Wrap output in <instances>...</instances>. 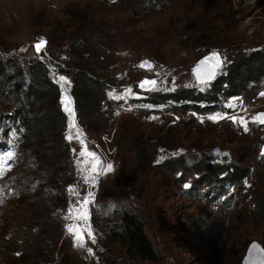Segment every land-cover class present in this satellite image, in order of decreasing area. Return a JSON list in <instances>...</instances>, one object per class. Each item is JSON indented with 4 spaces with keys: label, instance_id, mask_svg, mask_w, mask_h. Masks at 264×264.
Wrapping results in <instances>:
<instances>
[{
    "label": "rangeland",
    "instance_id": "obj_1",
    "mask_svg": "<svg viewBox=\"0 0 264 264\" xmlns=\"http://www.w3.org/2000/svg\"><path fill=\"white\" fill-rule=\"evenodd\" d=\"M61 9L69 13L64 15ZM80 13L85 18L82 26L92 20L107 23L108 36L117 40L116 52L111 55L106 49L110 46L102 43L99 53L126 66L114 63L117 68L111 76L117 70L122 81L105 87L99 105L93 102L79 109L85 103L80 100L79 105L74 103L79 115L69 113L70 120L76 119L69 131L74 156L69 169L79 180L78 184H68L63 193V184L55 181L59 176L52 177L49 171L54 148L51 140L44 138L42 143L48 158L42 155V144L29 138L19 147V137L9 131L8 114L18 104L16 95L22 96L13 86L14 64L22 65L27 82L30 58L42 56L43 51L49 55L58 47L62 50L55 59L62 65L69 51L64 45L56 46L59 43L55 38H61L68 19ZM195 27L201 34L196 40L191 39ZM208 36L215 46L202 42ZM41 37L47 42L39 51L42 53H37L34 43ZM68 42L63 39L60 44ZM240 42L248 43L245 48L264 46V0H0V264H10L13 255L19 253L17 248H10L11 234L21 231L25 236V230L45 214L43 208L50 209L51 216L56 214L50 230H60V234L54 233V245L50 231L43 238V230L34 229V249L39 256H35V263L30 260L28 264H104L109 258L122 264H241L251 242L264 245V124L259 125L252 116L264 112V89L249 98L238 93L244 103L237 113L224 105L203 114L175 106L174 112L160 117L156 112L143 114L135 106L152 93L144 88H119L125 81L131 83L139 76L154 74L159 79V92L182 87L212 90L210 81L194 80L191 67L216 50L223 57L221 71L231 56L228 51ZM223 45L227 47L224 50ZM49 74L76 100L68 76L57 70ZM61 76L67 83L59 79ZM11 88H16V93ZM220 90L215 102L230 97ZM50 102L45 101L38 114H50ZM231 118L235 124L229 122ZM187 119L193 123L181 122ZM195 119L201 123L193 125ZM81 127L87 139L80 133L77 136ZM66 131L63 138L68 140ZM148 134L157 150L150 160H144L137 152ZM181 147L188 157L187 166L193 164V158L199 160L195 155L201 153L223 162L230 155L238 167H248L247 175L226 189L224 199L210 193L216 183L195 182L198 173L176 181L175 173L156 166L176 151L181 152ZM89 152L96 154L95 159L87 155ZM96 159L103 160L98 170L93 169ZM30 174L32 178L22 192L14 193L9 184L16 185L19 177ZM226 187L222 186L223 192ZM39 194L43 197L38 199ZM128 207L143 219L144 230L157 251L155 260L131 256L115 233L121 231L116 212ZM85 214L87 219L83 218ZM17 240L24 244L21 238Z\"/></svg>",
    "mask_w": 264,
    "mask_h": 264
},
{
    "label": "trees",
    "instance_id": "obj_2",
    "mask_svg": "<svg viewBox=\"0 0 264 264\" xmlns=\"http://www.w3.org/2000/svg\"><path fill=\"white\" fill-rule=\"evenodd\" d=\"M154 1L158 2V0ZM120 2H122V0H120ZM161 4H163V2H161ZM60 11H62L64 15L69 13H67L65 9H61ZM84 19L81 13L75 14L74 17L69 18L68 22H66V27L63 31L65 32L64 35H62L61 38L60 36L55 38L58 40L57 43H59V45L57 44L56 46L61 47L64 45V49L69 51L68 54H64L65 59L62 65H60V60L55 59L62 50L58 47L53 49V52H49L50 56L42 50V56L30 58L27 65L30 76L27 82L24 81V68L22 65L14 64L15 68L13 75L16 81L13 86L16 85V88L22 92V96L16 95L19 97L18 104L14 105L8 114L11 115L8 120L9 127L14 129V135L19 137V147H22V142L26 138H29L32 143L36 144H42L44 138H49L51 140L50 142L54 148L52 157L50 158L52 166L49 168V171L52 177L59 176L55 181L56 183L59 181L60 185L63 184V193L68 184H78L79 179L74 176L72 169H69V165H72V157L74 156L72 153L71 141L63 138V131L64 129L66 131L67 127L66 114H64V111L60 108L59 103V94L62 88L59 86L58 82H54L53 79L50 78L49 66L57 67L55 70H57L59 74L68 76L71 89L76 98V100H74L75 105H77V103L79 105L80 100L85 101L84 104L79 105V109L91 106L89 103L92 104L93 102L99 105L105 87L112 86V83L119 84L121 83L120 81H122L118 80L121 73H117V70L114 72V76H111V71L117 68L114 66V63L116 65H122V67L126 66V64L120 60L114 62L111 56H105L99 53V48L103 45L102 43L110 46L106 47V49L110 51L111 55H114L113 52H116V50H114V45L117 40L108 36L106 30L107 23L101 21L94 23V20H92L90 23L82 26L80 22H84ZM192 30L195 31V34H192L193 36L191 39L196 40L200 38L201 34L198 33L199 29L195 27V29ZM208 37L209 39H207ZM208 37L202 42L206 45H212L213 39L210 36ZM45 39L47 42V38ZM63 39L69 40L70 43L60 44ZM245 45H248V43L240 42L230 48L231 50L228 52L231 53V56L225 68H222L218 75L210 82L213 86L212 90L199 92L193 88L182 87L172 91L155 93L156 99L162 100V102H165V98L167 97L175 98L176 102L180 99L195 100L193 103H183L181 106H177V108L183 111L193 109L197 112H205L217 107L215 104L209 102L217 98L216 92L219 87L221 89L219 92H222V94L226 96L244 93L247 98L250 96L252 97L255 92L264 88V46L252 45L245 48ZM213 46L215 45L213 44ZM223 46H221L222 50L226 47ZM42 51L39 53H42ZM96 70H99L101 75H98ZM1 76H3V65L0 62V77ZM5 77H8V75ZM16 88H11L10 91L16 93ZM148 99L155 98L149 97ZM47 100H50V103L53 104L50 114L41 112L38 114L39 108L43 103L45 104ZM198 101H205L206 104L200 105ZM79 109L77 110L78 115L80 113ZM139 110H141V108H139ZM158 111L160 110L157 109V112ZM98 112L100 111L98 110ZM141 113L147 114L148 112L143 109ZM181 122L183 124H192L193 120L187 119L181 120ZM229 122L234 123L232 119H230ZM196 123L200 124L201 122L195 119L193 125ZM177 124H179V122L175 125ZM141 138L142 137H139V140ZM141 143L140 146L138 142L140 148L137 152L138 155L144 160H150L153 151L155 153L157 150V148L154 149L155 142H153V137L148 134ZM41 148L42 155L46 158L47 148L44 144H42ZM41 148L37 150L40 151ZM185 153V149L182 148L181 152L176 151L174 155H171L172 157L165 158V160H162L156 167L162 171L175 173L176 181L180 179V181H182L189 174L195 175L198 173L199 175H195V182L214 185L216 183L214 191L220 193L223 192L222 185L226 178H229L234 183H238L247 175L246 171L248 167H238L237 164H234L231 160L232 157L230 155L226 156L227 158L225 162H223L221 160L212 159L210 155L201 153L195 155L196 159L200 156L199 160L193 158V164L187 166L185 161L188 157ZM23 168L26 169V165L23 166ZM31 178L32 174H30V176H25L23 179L19 177L15 185L17 191L20 190V192H22L25 186H27L28 179L30 181ZM50 190L51 189H48L45 192L48 193ZM203 194H205V192H202L201 195ZM41 197H43L42 194L37 195L38 199ZM262 202V206L264 207V200ZM43 211L45 214L43 213V215L38 218L39 221L25 230V236H23L24 234L21 231H19L21 234H19L18 231L14 235L11 234L9 241L11 244L10 248H17L19 253L13 255L14 260H12L10 264H28L30 260L34 263L35 260H38V258L35 257L39 256V251L34 249L36 247L33 238L34 229L43 230V238H45V235L48 234L47 232L50 231L49 237L53 240L54 245L57 243L54 233L60 234V230L56 231L54 228L50 230L51 222L53 218H56V214L51 216V214H49L50 209L43 208L42 212ZM116 213L118 214V225L121 231L115 233L118 234L122 242L126 245L127 252L133 257L138 256L142 259L147 258L155 260L157 258V251L144 230L143 219L137 210H134L133 207H128V209H123L122 211L117 210ZM108 230H110V228ZM17 238H21L24 244L21 245ZM43 251H45V249ZM54 264L65 263L56 261ZM104 264L122 263L117 259L109 258Z\"/></svg>",
    "mask_w": 264,
    "mask_h": 264
},
{
    "label": "water",
    "instance_id": "obj_3",
    "mask_svg": "<svg viewBox=\"0 0 264 264\" xmlns=\"http://www.w3.org/2000/svg\"><path fill=\"white\" fill-rule=\"evenodd\" d=\"M41 41L44 42L43 45L46 43V39L44 37H41V39H39L38 41H36L34 43L36 51H37L36 45L38 43H40ZM41 48H40V50H41ZM39 51H37V52H39ZM213 53H218V51L211 50L209 53H207L203 57L199 58L196 61L195 65L193 67H191L192 76L197 83H201L200 82L201 79L206 81V82H209L217 75L222 63H220V65L218 67L216 66L217 60L211 58ZM206 57H209V59L205 63H201V61H204ZM219 59H220V61L223 62L222 56L219 55ZM65 97L69 98L68 93L65 90H61L60 94H59V103H60V108L63 111H66L65 110V103L63 102ZM69 106L71 107L72 103ZM260 114H264V112L259 111L257 113V118L260 116ZM259 122H260V120H259ZM241 264H264V246L256 240L251 242L247 247L246 253L243 256Z\"/></svg>",
    "mask_w": 264,
    "mask_h": 264
},
{
    "label": "flooded vegetation",
    "instance_id": "obj_4",
    "mask_svg": "<svg viewBox=\"0 0 264 264\" xmlns=\"http://www.w3.org/2000/svg\"><path fill=\"white\" fill-rule=\"evenodd\" d=\"M154 76H155L154 74L153 75H143V76H139L137 79H135L131 83H127L125 81V83H124L123 86H124V88L128 89V91H131L135 87V88H139L141 90H143V88H144L145 90H147V92L152 93L151 96L153 95V97H155V99H148L149 97H151V96H148L145 99H142V100H146V101L149 100L148 102L143 101V103L136 104L135 106L141 108V110L144 109V111H146L148 113H154V112H156L161 117V115L166 114V113L165 112H162V111H160V112L159 111L158 112L156 111L157 109H160L162 107V103H161L162 100L156 99L155 93H158L159 92L157 88H159L160 85H159V79L158 78L156 79L155 78L156 76L155 77ZM145 81H155V84L153 85L151 83H147V84H144L143 87H141V84H143ZM167 91H170V90H167ZM160 93H163V91L160 92ZM170 99L171 100H175V98H171V97L170 98L169 97L165 98V103H164L165 105H164L163 109L164 108H168V109H164V110L167 111V112H169V110H171V112H174V110H175V102H173L172 105H171V107H169L170 106V103H169V100ZM74 103L75 102L73 100L72 107H73L74 116H76V115L78 116L77 110H75ZM147 103H150V104H147ZM146 107H149V108H146ZM64 113L66 114V112H64ZM72 122H73V119L72 120L69 119V112H68V114L66 115V127H67L66 128L67 131H66V135H65L66 138L70 136L69 131L72 128L75 127L76 119H74V122L73 123ZM73 124H74V127H73ZM78 132L82 135V138L87 139V136L88 135L86 134L85 130H83V128L80 129V130H78ZM95 156H96V154H95ZM102 162H103V160L96 159V161H95L96 170H98V168L100 167V165H101Z\"/></svg>",
    "mask_w": 264,
    "mask_h": 264
},
{
    "label": "snow or ice",
    "instance_id": "obj_5",
    "mask_svg": "<svg viewBox=\"0 0 264 264\" xmlns=\"http://www.w3.org/2000/svg\"><path fill=\"white\" fill-rule=\"evenodd\" d=\"M43 43H44V42L41 41L40 43H38V44L36 45L37 51L40 50V48L42 47ZM211 58L217 60V65H216L217 67L220 65V63H222V61H220V59H219V54H218V53H213ZM208 59H209V57H206L204 61H201V63H205ZM145 63H147V62H145ZM141 66H143V65H141ZM59 79H60L61 81H64L65 83H67V81L65 80V78H64L63 76H61ZM200 82H201V83H205L206 81H204V80L201 79ZM147 83H151V84L154 85V84H155V81H145L143 84H141V87H143L144 84H147ZM63 102L65 103V110L68 111L70 114H72V115L74 116L73 109L69 106V105L71 104L70 99H69L68 97H65ZM212 119H216V117H212ZM258 119L260 120L261 123H264V114H260V116L258 117ZM73 127H74V124H73ZM77 136H79V132L77 133ZM67 138H68L69 140L72 139L71 136H69V137H67ZM8 155H9V157H11L12 153H9ZM81 155H84V153L82 152ZM87 155H88V156H91V157H93V158L95 159V153H91V152H89V153H87ZM95 167H96V165L93 164V169H94ZM107 167H108V170H111L112 165L109 164ZM185 187H187V185H185ZM87 202H88V201H85L84 203H87ZM83 218H84V219H87V215L85 214ZM69 230L72 231V228L70 227ZM79 238H80V237H78V239H79Z\"/></svg>",
    "mask_w": 264,
    "mask_h": 264
},
{
    "label": "clouds",
    "instance_id": "obj_6",
    "mask_svg": "<svg viewBox=\"0 0 264 264\" xmlns=\"http://www.w3.org/2000/svg\"><path fill=\"white\" fill-rule=\"evenodd\" d=\"M236 183H234L233 181H231L229 178H226L224 181H223V185H226L227 187L224 189V192L220 193L218 191H214V188L210 191V193H216L218 195H220V198H223L224 199V196L222 195L223 193H226V189L230 188V187H234ZM11 185L13 188H14V193L17 192V189L15 187L14 184H9ZM187 185V184H186ZM222 185V186H223ZM188 186V185H187ZM9 197V196H8ZM2 203V202H1ZM262 244V243H261ZM263 245V244H262ZM264 246V245H263Z\"/></svg>",
    "mask_w": 264,
    "mask_h": 264
}]
</instances>
